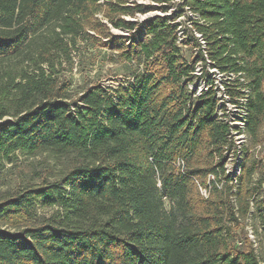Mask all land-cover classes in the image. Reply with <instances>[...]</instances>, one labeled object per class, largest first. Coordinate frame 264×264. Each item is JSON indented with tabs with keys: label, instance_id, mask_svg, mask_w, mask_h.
Segmentation results:
<instances>
[{
	"label": "trees",
	"instance_id": "1",
	"mask_svg": "<svg viewBox=\"0 0 264 264\" xmlns=\"http://www.w3.org/2000/svg\"><path fill=\"white\" fill-rule=\"evenodd\" d=\"M151 2L0 0V177L18 151L63 164L54 180L0 194V264H264L241 239L263 191L259 161L242 151V174L226 171V152L238 151L231 125L212 91L188 88L201 56L182 48L197 38L179 43L177 12L126 18L172 4ZM185 5L215 63L244 74L245 132L264 143V0ZM83 41L115 51L130 79L74 97L57 65Z\"/></svg>",
	"mask_w": 264,
	"mask_h": 264
},
{
	"label": "rangeland",
	"instance_id": "2",
	"mask_svg": "<svg viewBox=\"0 0 264 264\" xmlns=\"http://www.w3.org/2000/svg\"><path fill=\"white\" fill-rule=\"evenodd\" d=\"M133 1L152 3L151 0ZM182 1L173 0L170 6L177 7L180 3L182 4ZM163 14L165 13L157 9L144 14L140 13L135 18L131 16L126 18L142 22L151 16ZM181 20L183 21V19ZM112 30L116 34H128L121 29L113 28ZM194 48V45H187L182 48L184 56L188 60L191 59ZM57 68L62 80L70 82V91L74 97L84 88L86 83L101 81L105 86L117 87L132 76V72L128 71V67L125 66L115 51L110 48L105 49L97 45L94 46L86 41L81 42L79 48L74 49L71 53V58L62 60ZM242 147L243 151H246L248 159L259 161V167L262 171H259L255 179L260 180L263 177V191L254 198L255 217L252 218L251 222L243 223L241 239L245 238L247 234V237L249 236L252 240V245L257 248L261 259L264 260V210L259 211L264 206V143L251 146L250 141L247 140ZM246 157L243 154L242 164L247 162ZM62 165V160L57 159L51 151L38 152L34 155H27L18 151L13 161L7 163L4 174L0 177V194L13 192L19 186L28 182L40 183L42 179L46 178L54 180ZM237 166L238 163L235 157L228 156L226 168L238 176ZM54 211L55 209L51 208H39V213L46 216L51 215ZM251 230L254 238L251 237Z\"/></svg>",
	"mask_w": 264,
	"mask_h": 264
},
{
	"label": "built area",
	"instance_id": "3",
	"mask_svg": "<svg viewBox=\"0 0 264 264\" xmlns=\"http://www.w3.org/2000/svg\"><path fill=\"white\" fill-rule=\"evenodd\" d=\"M179 5L177 7L170 6L168 12L162 11L165 13L163 15H172L176 12L180 14L177 17L176 22H179L178 36L181 45H184L183 43H185L187 38L192 34L197 38L198 47L194 48L192 57L196 58V55H200L201 58L196 62L195 69L192 71L191 77L187 80L188 88L195 98L200 97L205 92L212 91L214 93L218 102L216 113L221 120L231 125V138L237 145L236 150H238L237 152H235V150L226 152V163L228 162V156L230 155L237 160L238 176L230 172L226 168V165L225 168L230 175L237 178L241 175V166L243 165L241 163L244 154L242 152V145L248 140L245 128L248 116L247 104L250 90L243 88L240 85L237 86L236 80L238 79V81L247 84L246 78L243 73L223 70L215 63V60L211 58L208 52V43L203 35L198 32L192 24V20L199 19L200 23H203L204 21L190 6L185 5V0L182 1V9H179ZM181 19H183V21ZM237 88L242 91L238 96L237 94H234V90ZM201 192L206 197L209 194V191L206 188H201ZM251 233V237L254 238L252 230Z\"/></svg>",
	"mask_w": 264,
	"mask_h": 264
}]
</instances>
